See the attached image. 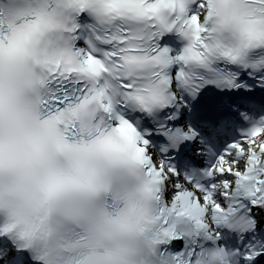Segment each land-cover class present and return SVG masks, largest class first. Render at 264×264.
<instances>
[{"label":"snow or ice","instance_id":"snow-or-ice-1","mask_svg":"<svg viewBox=\"0 0 264 264\" xmlns=\"http://www.w3.org/2000/svg\"><path fill=\"white\" fill-rule=\"evenodd\" d=\"M11 248L9 264H264V0H0Z\"/></svg>","mask_w":264,"mask_h":264},{"label":"clouds","instance_id":"clouds-1","mask_svg":"<svg viewBox=\"0 0 264 264\" xmlns=\"http://www.w3.org/2000/svg\"><path fill=\"white\" fill-rule=\"evenodd\" d=\"M49 148H51V145H48ZM42 211V210H41Z\"/></svg>","mask_w":264,"mask_h":264}]
</instances>
